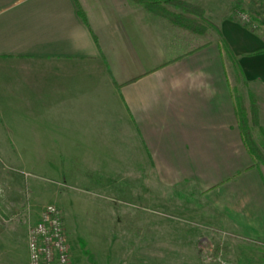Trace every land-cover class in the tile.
Segmentation results:
<instances>
[{
    "label": "crops",
    "instance_id": "obj_1",
    "mask_svg": "<svg viewBox=\"0 0 264 264\" xmlns=\"http://www.w3.org/2000/svg\"><path fill=\"white\" fill-rule=\"evenodd\" d=\"M245 31L264 43L263 29ZM219 32L239 77L229 78L227 62L236 71L217 40L170 56L209 36L172 28L129 0H0V148L48 150L35 172L56 183L55 200L69 184L96 191L94 182L132 181L142 153L156 187L205 199L200 225L257 246L214 264H264V166L248 154L236 114L238 99L248 117L253 105L264 138V53L256 54L264 46L235 47Z\"/></svg>",
    "mask_w": 264,
    "mask_h": 264
},
{
    "label": "rangeland",
    "instance_id": "obj_2",
    "mask_svg": "<svg viewBox=\"0 0 264 264\" xmlns=\"http://www.w3.org/2000/svg\"><path fill=\"white\" fill-rule=\"evenodd\" d=\"M189 1L202 9L206 21L218 30L221 28L232 45L264 46L262 39L252 42L250 33L245 31L264 30V0ZM242 16L251 23L244 24ZM203 40L217 38L214 34L207 39L192 37L191 43L169 49V55L185 53ZM228 64L226 68L232 79L237 75L230 71ZM252 129L256 145L264 147L262 133ZM47 157L48 150H21L18 154V150L0 148V260L3 263L7 264L9 259L14 264L25 263L28 253L21 232L26 233L37 221V214L50 204L62 210L71 264H177L173 260L176 253H183L188 259L184 264H195L194 256L199 260L197 264H214L224 254L241 257L257 252L253 243L200 225L196 215L205 199L198 198L188 187H156L151 171L142 169L145 162L142 153L139 159L134 158L132 181L121 180L119 186L99 182L98 189L94 182L96 191L82 190L81 185L73 188L69 184L66 189L61 187L63 197L56 200L50 195L56 183L35 172L38 159ZM105 174L111 176L112 172ZM157 222L166 225L161 228ZM162 252L164 260L148 259ZM235 262L243 264L240 260Z\"/></svg>",
    "mask_w": 264,
    "mask_h": 264
},
{
    "label": "trees",
    "instance_id": "obj_3",
    "mask_svg": "<svg viewBox=\"0 0 264 264\" xmlns=\"http://www.w3.org/2000/svg\"><path fill=\"white\" fill-rule=\"evenodd\" d=\"M134 5L141 7L149 15L162 19L170 27L186 32L193 36L216 35L217 44L222 53L230 57L233 62L237 76L239 77V68L235 59L230 54L228 46L220 36L218 28L203 18L202 9L196 5L190 4L185 0H129ZM264 53V50L256 54ZM236 114L238 126L242 135L244 146L254 163L264 166V148H259L253 137L252 127L256 125V110L253 105L249 108V117L246 116L240 100H237ZM249 118V120H248ZM251 123V124H250Z\"/></svg>",
    "mask_w": 264,
    "mask_h": 264
},
{
    "label": "built area",
    "instance_id": "obj_4",
    "mask_svg": "<svg viewBox=\"0 0 264 264\" xmlns=\"http://www.w3.org/2000/svg\"><path fill=\"white\" fill-rule=\"evenodd\" d=\"M241 20L246 25L251 23L245 16ZM27 253L28 264H71L63 213L58 206L47 205L28 229Z\"/></svg>",
    "mask_w": 264,
    "mask_h": 264
}]
</instances>
